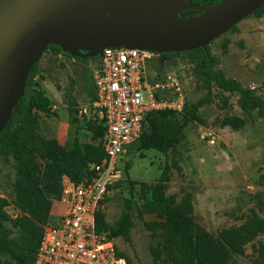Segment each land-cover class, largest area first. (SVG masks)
<instances>
[{"label": "trees", "instance_id": "obj_1", "mask_svg": "<svg viewBox=\"0 0 264 264\" xmlns=\"http://www.w3.org/2000/svg\"><path fill=\"white\" fill-rule=\"evenodd\" d=\"M219 0H190L196 5H210ZM189 9L181 12L183 16L198 14ZM264 15V0L250 15ZM227 32H237L236 25ZM226 33V32H225ZM223 35V34H222ZM221 36V35H220ZM219 37V36H218ZM229 38L224 36L221 50L225 51ZM52 54L69 56L55 44H48L45 49ZM81 52H85L81 50ZM171 58L185 55L192 64L191 73L196 84L204 93L192 102L183 101L180 111L173 109L151 110L145 114L144 127L134 142L137 150L154 149L164 152L179 143L183 138V129L194 121L203 124L199 109L211 103L214 89L236 95V105L245 117L253 112L264 119V97L256 93L254 87L243 86L238 80L227 77L217 67L219 59L211 54L209 44L183 52L167 53ZM77 61H86L81 56H73ZM37 64L31 66L24 76L23 94L15 100L8 121L0 131V163L9 164L13 178L10 182L12 204L19 214L10 219L4 206L6 199L0 196V264H33L36 249L47 221L52 201L58 199L61 192L62 177H67L74 184L88 181L94 176L90 168L98 163L104 152L97 139L101 133L98 123L84 114L79 117L90 132L93 142H76L69 148L60 144L54 137L44 138L38 132L39 113H54L49 99L44 95L37 75ZM264 88V82L261 84ZM84 88L89 101L94 98L91 73L84 72ZM225 101V96L219 93ZM224 105V104H223ZM68 107V122L77 121L75 113ZM220 127L228 126L233 130L242 127L244 119L235 115H225L216 120ZM124 172H127L126 163ZM127 175V174H126ZM264 182V169L258 176ZM129 182L131 180L126 178ZM169 170L165 165L154 183L140 182L148 188L149 198L144 202V209L155 215L152 220L142 221L144 229L154 238L148 244V252L154 264H233L234 254H243V247L256 235L264 232V219L253 210L236 226L220 228L211 233L197 224L192 217L191 194H165ZM119 181L108 186H117ZM107 200V195L100 204ZM95 230L104 233L107 239L121 237L130 240L132 227L131 214L127 208L121 210L113 223L104 219L100 208L94 213ZM253 264H264V248L258 244ZM118 255L130 258L122 251Z\"/></svg>", "mask_w": 264, "mask_h": 264}, {"label": "rangeland", "instance_id": "obj_2", "mask_svg": "<svg viewBox=\"0 0 264 264\" xmlns=\"http://www.w3.org/2000/svg\"><path fill=\"white\" fill-rule=\"evenodd\" d=\"M153 22L160 24L161 20ZM236 27L237 32H226L213 39L209 43L210 52L219 59L217 67L227 77L238 80L243 86L254 87L256 93L264 97L261 87L264 82V15L246 17ZM224 36L229 42L222 51L220 44ZM171 60L172 64L165 71L176 78L182 99L192 102L201 97L204 91L197 86L191 73L192 64L185 55ZM90 62L77 61L71 55L52 54L49 50L38 58L41 89L54 112L39 113L38 132L42 137L50 138L56 134L60 136L59 143L67 148L74 142H93L77 114L89 102L84 72L91 67ZM213 93L211 103L199 109L204 123L189 122L183 129V138L172 148L164 152L139 151L134 144L127 148L126 161L120 164L119 183L108 191L107 200L100 209L108 223H113L122 209L129 210L132 219L130 240L116 237L112 242L132 264H154L148 252V244L154 238L144 229L142 221L152 220L155 215L144 209L149 190L140 182L154 183L165 165L169 170L165 194L176 193L180 197L189 192L193 220L205 230L216 233L220 228L236 226L251 210L264 219V182L258 178L264 169V119L255 112L245 117L236 105L235 94L215 89ZM219 93L225 96L224 102ZM68 107L77 117L73 124L68 122ZM225 115L242 117V127L238 130L220 127L216 120ZM125 163L127 172L123 168ZM12 178L10 165L0 163V196L6 199L4 209L10 219L19 214L12 204ZM258 244L264 248V232L246 243L243 254H234L231 262L253 264Z\"/></svg>", "mask_w": 264, "mask_h": 264}, {"label": "built area", "instance_id": "obj_3", "mask_svg": "<svg viewBox=\"0 0 264 264\" xmlns=\"http://www.w3.org/2000/svg\"><path fill=\"white\" fill-rule=\"evenodd\" d=\"M162 54L118 46L103 47L87 58L92 63L94 98L77 114L100 125L97 141L104 157L90 165L95 174L86 182L74 184L62 177L60 196L52 201L55 208L43 225L33 264H132L117 254L112 239L95 230L94 213L108 186L120 179V164L143 129L145 114L182 108L178 82L165 71L172 60Z\"/></svg>", "mask_w": 264, "mask_h": 264}, {"label": "water", "instance_id": "obj_4", "mask_svg": "<svg viewBox=\"0 0 264 264\" xmlns=\"http://www.w3.org/2000/svg\"><path fill=\"white\" fill-rule=\"evenodd\" d=\"M104 0H0V131L24 76L48 44L71 56L89 58L103 47H134L158 53L183 52L209 44L257 9L263 0H219L210 5L188 1L169 26L118 22L98 13ZM180 14V13H179ZM84 50L85 52H81Z\"/></svg>", "mask_w": 264, "mask_h": 264}, {"label": "bare ground", "instance_id": "obj_5", "mask_svg": "<svg viewBox=\"0 0 264 264\" xmlns=\"http://www.w3.org/2000/svg\"><path fill=\"white\" fill-rule=\"evenodd\" d=\"M189 0H104L98 13L105 11L114 13L118 22L169 26L176 16L185 11ZM156 20L160 24H155Z\"/></svg>", "mask_w": 264, "mask_h": 264}, {"label": "crops", "instance_id": "obj_6", "mask_svg": "<svg viewBox=\"0 0 264 264\" xmlns=\"http://www.w3.org/2000/svg\"><path fill=\"white\" fill-rule=\"evenodd\" d=\"M59 137L60 136H58V135H54V138L59 142ZM54 208H55V206H53L52 204H51V207H50V211H49V214L51 213V211H53L54 210Z\"/></svg>", "mask_w": 264, "mask_h": 264}, {"label": "flooded vegetation", "instance_id": "obj_7", "mask_svg": "<svg viewBox=\"0 0 264 264\" xmlns=\"http://www.w3.org/2000/svg\"><path fill=\"white\" fill-rule=\"evenodd\" d=\"M162 56H169V55L164 53V54H162ZM162 58H163V57H161L160 60H161ZM85 59H86V60H89V59H87V58H85ZM88 70H89V68H88Z\"/></svg>", "mask_w": 264, "mask_h": 264}]
</instances>
